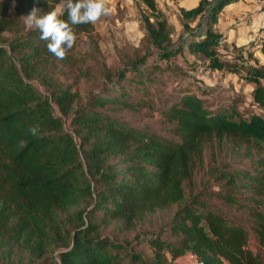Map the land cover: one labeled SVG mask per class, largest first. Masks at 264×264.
<instances>
[{"label":"trees","instance_id":"obj_1","mask_svg":"<svg viewBox=\"0 0 264 264\" xmlns=\"http://www.w3.org/2000/svg\"><path fill=\"white\" fill-rule=\"evenodd\" d=\"M237 1L178 10L182 36L204 25L185 41L188 51L251 83L260 112L247 115L190 91L160 99L155 71L184 46L174 44L158 0H134L145 52L102 71L82 96L70 77L86 58L73 47L57 59L24 25L33 8L42 15L63 0H0L2 261L178 264L191 254L204 264H264L248 248L250 228L264 249V65L253 53L255 44L264 48V31L250 45L231 42L224 56L217 25ZM92 29L74 26L77 35ZM144 108L159 112L166 133L116 113Z\"/></svg>","mask_w":264,"mask_h":264},{"label":"rangeland","instance_id":"obj_2","mask_svg":"<svg viewBox=\"0 0 264 264\" xmlns=\"http://www.w3.org/2000/svg\"><path fill=\"white\" fill-rule=\"evenodd\" d=\"M180 2L181 0H158L159 6L166 12L170 22L174 25V44L181 43L184 46L183 53L177 54L169 61L161 62V67L165 68L163 71L160 73L155 71L157 81L153 82L152 87L160 95V99H175L190 91L206 97L212 106L224 107L234 103L246 115L251 112H260L251 95V83L246 82L238 73L208 68L203 60L188 51L185 41L192 39L193 34H199L204 29V25H196L194 32L187 33L184 35L185 37L182 36L183 26L178 10ZM109 4L112 8L110 16L103 17L96 25H93L90 32L77 35L74 48L78 50L79 57L86 58V68L82 67V71H74L75 77H70V79H75L74 89L81 96L94 86V79L100 77L102 71L116 67L126 56L145 52L143 28L134 0H109ZM246 8L245 2L239 6L237 11L228 8L221 19L220 28L224 36L237 41L239 45L252 44L253 36L256 34V29L249 25L247 15L244 14ZM195 24L193 23L194 26ZM226 44L228 45L226 50H222L225 57L228 53L233 52L231 42ZM255 45L254 56L259 59L260 64L264 65V48H261L260 44ZM247 53L246 49L243 54L246 56ZM152 59L154 60L155 57ZM244 72L245 69H242L241 73ZM116 113L133 121L137 126H149L160 131L163 129L159 112L153 111L151 108H144L140 113L128 109H122ZM211 151L212 149L206 150L207 156ZM249 234L248 248L263 256L264 249L260 247L255 232L249 228ZM141 248L149 249L145 245H141ZM52 255L48 256L49 261H52ZM193 260L192 255L187 254L180 259L178 264H193ZM0 264L12 263L0 259Z\"/></svg>","mask_w":264,"mask_h":264},{"label":"clouds","instance_id":"obj_3","mask_svg":"<svg viewBox=\"0 0 264 264\" xmlns=\"http://www.w3.org/2000/svg\"><path fill=\"white\" fill-rule=\"evenodd\" d=\"M65 13L67 19L62 18ZM111 14L109 0H63V3L42 15L38 8H33L23 19L26 30L38 31L40 40L47 41L48 51L63 60L77 41L74 26L96 25Z\"/></svg>","mask_w":264,"mask_h":264},{"label":"crops","instance_id":"obj_4","mask_svg":"<svg viewBox=\"0 0 264 264\" xmlns=\"http://www.w3.org/2000/svg\"><path fill=\"white\" fill-rule=\"evenodd\" d=\"M197 2H198V0H181V2L179 3L178 6L191 7V6H194ZM244 2H245V5L247 6L246 10H244V12H246V13H244V14L247 15L248 21L250 22L249 25L252 28L256 29L255 30L256 34L253 36L254 38L252 39V41H254L256 39L257 35L260 33H263V31H264V24L261 21L260 16H259L260 2L258 0H239L237 2L230 3V4L226 5L220 14L219 22H218L217 26H218L219 30L223 33L222 29L220 28L221 27V19H222L223 15H225L228 8H231V9L237 11V9H239V6L243 5ZM226 41L227 42H235L237 45H239V43H237V41H233L232 39H228L227 37H226ZM255 46H258V45H255ZM184 257L185 256H182L181 258H179L178 262L180 261V259H182Z\"/></svg>","mask_w":264,"mask_h":264},{"label":"built area","instance_id":"obj_5","mask_svg":"<svg viewBox=\"0 0 264 264\" xmlns=\"http://www.w3.org/2000/svg\"><path fill=\"white\" fill-rule=\"evenodd\" d=\"M258 1L260 2L259 16L264 24V0H258ZM192 257L194 258L192 262L193 264H204L202 261L198 260L195 256L192 255Z\"/></svg>","mask_w":264,"mask_h":264}]
</instances>
